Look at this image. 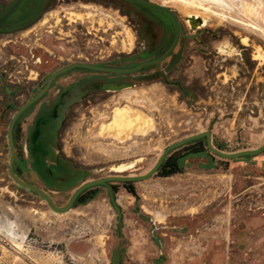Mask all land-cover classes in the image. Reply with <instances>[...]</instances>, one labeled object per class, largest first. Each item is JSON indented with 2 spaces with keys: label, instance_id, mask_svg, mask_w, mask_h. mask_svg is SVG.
Segmentation results:
<instances>
[{
  "label": "rangeland",
  "instance_id": "rangeland-1",
  "mask_svg": "<svg viewBox=\"0 0 264 264\" xmlns=\"http://www.w3.org/2000/svg\"><path fill=\"white\" fill-rule=\"evenodd\" d=\"M149 1L173 9L187 26L195 19L197 26L223 29L233 39L214 45L228 52L221 64L229 65L231 53L238 60L233 64L241 65L239 45L248 49L243 54L250 53L254 70H244L241 80L238 67L211 72V81H204L208 99L192 107L155 85L75 116L60 145L77 165L92 170L93 179L144 175L168 146L205 131L226 153L264 144V0ZM114 27H122L119 19ZM128 34L122 41L116 34V55L133 49ZM191 65L188 74L203 78L206 65L197 58ZM117 112H126L132 124L124 133L112 128ZM3 134L0 264H264V152L209 163L189 159L181 175L136 183L138 202L116 185L119 221L103 187L89 204L63 214L21 189L9 175L7 126ZM72 194L54 195L57 205L64 206Z\"/></svg>",
  "mask_w": 264,
  "mask_h": 264
},
{
  "label": "flooded vegetation",
  "instance_id": "flooded-vegetation-1",
  "mask_svg": "<svg viewBox=\"0 0 264 264\" xmlns=\"http://www.w3.org/2000/svg\"><path fill=\"white\" fill-rule=\"evenodd\" d=\"M12 1L0 0V12ZM99 8L103 11H99ZM176 14L181 22L182 31L178 44L171 54L161 63L137 72L118 73L113 70L134 69L143 63L159 59L167 52L176 39V29L169 16L126 0L22 2L6 21L11 25L0 28V146L3 130L7 126L10 148L9 127L15 115L46 87L55 73L58 71L62 73L53 79L46 93L26 108L14 124V173L16 176V173L21 174V178L17 176L21 181L40 188L59 207L54 195L68 197L71 192L74 194L87 182L109 177L144 176L159 159L144 175H113L93 179L90 168L77 165L72 157L64 154L60 145L63 141L62 132L74 123L75 116L93 114L102 106L112 105L113 99L122 93L140 92L161 85L176 95L182 103L192 107L199 101L208 99L209 87L204 81L205 79L211 81V72H219L224 67L225 69L238 67V76L241 80L244 70L248 73L254 70L250 53L243 54V51L248 52V49L240 48L239 45L236 46L241 53L239 54L241 65L233 64V61L238 60L237 56L231 53L227 56L229 65L221 64L222 53L228 52L217 50L214 45L225 39H233L227 36L223 29L197 26L195 19L190 21L191 26H187L181 16L177 12ZM116 19L120 20L121 28L114 27ZM126 31L129 32L128 35H132L133 49L116 55L114 48L116 34L117 40L122 41L125 39ZM194 58L206 65V74L203 78H194L188 74ZM220 58L222 61H218ZM210 133L212 146L221 151L217 147L222 146L217 143L212 132ZM196 143L202 145L205 151L193 155L192 148ZM50 148L56 152L54 161L49 160L45 154ZM221 152L226 153V150ZM176 153L178 157H182L179 162L182 172L177 175L183 173L184 163L189 159L207 158V163L215 157L224 159L209 149L208 140L203 137L171 151L153 176L162 177L161 167ZM26 175L35 178V181L27 179ZM73 180L75 184L71 185ZM139 182L143 181L109 182L107 185L89 188L85 192L93 190L97 197L98 188L108 189L113 208L115 209L112 197L120 208L121 218L116 209L115 211L119 221H122V209L115 198L119 192L116 185H122L124 190L133 196L124 184L131 183L135 187ZM135 190L137 192L136 187ZM73 194L62 207L69 203ZM77 200L73 208L85 206H76ZM139 200L140 198L136 199V202Z\"/></svg>",
  "mask_w": 264,
  "mask_h": 264
},
{
  "label": "water",
  "instance_id": "water-1",
  "mask_svg": "<svg viewBox=\"0 0 264 264\" xmlns=\"http://www.w3.org/2000/svg\"><path fill=\"white\" fill-rule=\"evenodd\" d=\"M23 1L24 0H13L4 10H2L0 12V28H5V27L11 25V23H7L6 21L19 8V6L22 4ZM126 1H128V2H130L132 4H136V5L148 8V9L153 10V11L164 13L167 16H169L171 18L172 22H173V25H174L175 29H176V39L173 42V44L171 45V47L167 50V52L162 57H160L159 59L143 63L142 65H140V66H138V67H136L134 69H130V70H118V69L113 70L114 72H118V73H134V72H137V71H139V70H141V69H143L145 67L161 63L162 61H164L171 54V52L177 46L178 40H179V36H180L181 31H182L181 22H180V20L178 18V15L176 14V12L173 9H171V8H169L167 6L160 5L158 3L149 1V0H126ZM61 73H62V71H58L57 73H55L52 76V78L50 79V81L48 82L46 87L34 99H32L26 106H24L15 115V117L13 118V120L11 122V125L9 127V139H10V149H11V158H10V165H9L10 177L19 186H21V187H23V188H25L27 190H30V191L36 193L37 195H39L40 197H42L51 206V208L57 213L63 214V213L69 212L73 208V206H74L76 200L78 199V197L83 192H85L87 189H89V188H92V187H95V186H98V185H107L109 182H138V181H144V180L150 178L151 176H153L157 172V170L160 168V166L162 165V163L164 162V160L166 159V157L168 156V154L171 151H173V150H175V149H177V148H179V147H181V146H183V145H185V144H187V143H189L191 141H194V140H197V139H201L203 137L207 138L209 149L214 154L220 156L221 158L227 159V160H233V159H238V158H243V157L258 156V155H260L261 153L264 152V144L260 148L255 149V150H245V151H241V152H237V153H224V152L218 151L212 146L211 133L210 132H205V133H202V134H198V135L189 137V138H187V139H185L183 141L175 143V144L169 146L168 148H166L164 150L163 154L160 156V158H159L158 162L156 163V165L146 175L139 176V177H109V178H104V179L97 180V181L87 182L84 185H82L81 187H79L74 192V194L71 197L69 203L65 207L59 208V207H57L54 204V202L52 201V199L50 198V196L47 193H45L40 188H38V187H36L34 185H31V184H28V183H25V182L21 181L15 175V173H14L15 146H14V142H13V127H14L15 122L19 118V116L22 114V112L26 108H28L30 105L35 103L37 100H39L46 93V91L49 89L53 79L57 75H59ZM49 151H52L54 153V155L56 156V152L54 151L53 148L47 149V151H45V154H47ZM53 163H56V162H53ZM112 201H113V204L115 206V209L118 212L119 218H121L120 208L116 205L113 197H112Z\"/></svg>",
  "mask_w": 264,
  "mask_h": 264
},
{
  "label": "trees",
  "instance_id": "trees-1",
  "mask_svg": "<svg viewBox=\"0 0 264 264\" xmlns=\"http://www.w3.org/2000/svg\"><path fill=\"white\" fill-rule=\"evenodd\" d=\"M197 145L198 144L196 143L195 146L192 148L191 154L195 155V154H199V153H202L205 151L204 150L205 148L202 145H200V146L198 145L199 147H197ZM217 148L221 151H225V149L223 147H217ZM180 159H182V157H178L177 153L174 154L173 156L169 157L165 161L163 166L161 167L162 177L168 178V177H172L174 175L181 173L182 168L180 167V163H179ZM16 174L18 177L21 178V174H19V173H16ZM124 186L130 194H132L137 200L139 199L133 184H131V183L124 184ZM95 197H96V193L93 190H89V191L85 192L81 197H79V199L77 200L76 206L87 205L90 201L94 200Z\"/></svg>",
  "mask_w": 264,
  "mask_h": 264
},
{
  "label": "bare ground",
  "instance_id": "bare-ground-1",
  "mask_svg": "<svg viewBox=\"0 0 264 264\" xmlns=\"http://www.w3.org/2000/svg\"><path fill=\"white\" fill-rule=\"evenodd\" d=\"M127 113L126 112H117V115L115 117V123L112 126V128H115L119 131H121V133H124L125 131L129 130L132 127V124L130 123V121L127 119ZM134 123V122H133ZM110 128V127H109ZM47 157L49 158V160L54 161L55 160V155L52 151H49L47 153Z\"/></svg>",
  "mask_w": 264,
  "mask_h": 264
}]
</instances>
